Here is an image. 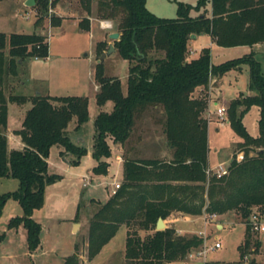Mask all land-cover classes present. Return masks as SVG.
Segmentation results:
<instances>
[{"label": "trees", "instance_id": "obj_1", "mask_svg": "<svg viewBox=\"0 0 264 264\" xmlns=\"http://www.w3.org/2000/svg\"><path fill=\"white\" fill-rule=\"evenodd\" d=\"M57 2L35 0L36 28L43 26L48 5ZM78 2L87 16L95 2L96 18L116 24L119 38L113 46L129 64L125 95L118 78L103 75L101 62L95 67L96 105L101 108L111 102L113 106L110 112L99 111L94 119L91 157L97 165L92 173H107L109 142L125 147L126 152L119 189L105 204L91 200L98 205L88 224L87 258H95L124 226L125 264L176 263L201 245L202 239L178 235L172 227L156 231L159 218L165 221L172 213L222 216L234 212L243 220L253 209L264 206V76L252 50L264 44V0H198L195 5L177 2L173 19L155 16L147 9L146 0ZM59 23L58 17L50 18L51 25ZM80 29H88L87 18L80 21ZM200 35L210 36L219 48L245 47L248 52L216 65L211 63L208 48L189 58L188 43L192 36ZM97 48L100 55L106 44L100 43ZM48 54L45 35L0 33V178H13L19 183L15 192L0 195V216L8 199L18 202L23 215L10 219L8 229H25L30 253L40 244L41 230L32 214L43 205L45 187L59 180L48 173L49 149L61 147L62 157L72 156L70 164H77L87 154V149L75 145L67 132L73 119L75 132L88 121L87 97L4 94L8 79L26 73L27 60L47 59ZM242 65L249 67V94L240 93L227 106V123L241 141L236 144L228 174L220 179L207 177L209 101L197 92L206 91L212 79L240 70ZM8 104L30 105L20 129L14 131L23 145L21 150L8 148ZM252 107L259 110L257 137L243 125V117ZM158 113L156 122L169 155L139 157L144 139L135 132L140 130L145 115L155 117ZM240 152L244 157L237 162L235 155ZM140 232L147 234L141 237ZM251 235L245 229L236 260L204 264H246V257L257 254L260 247ZM63 264H79L78 255L66 257ZM248 264H255V260Z\"/></svg>", "mask_w": 264, "mask_h": 264}, {"label": "rangeland", "instance_id": "obj_2", "mask_svg": "<svg viewBox=\"0 0 264 264\" xmlns=\"http://www.w3.org/2000/svg\"><path fill=\"white\" fill-rule=\"evenodd\" d=\"M49 3L52 0H48ZM198 0H146L147 9L157 17L173 19L176 17L177 2L195 5ZM29 0H0V33L9 35L11 33L33 34L39 30L35 27L36 20L35 0L32 7H27ZM76 0H58L54 5H48L43 34L49 43V54L47 59H29L24 65L25 74H19L15 79H8L4 94L8 97L15 95H31L38 90H47L51 96H85L89 99L88 121L78 132L74 131L75 119L68 127L67 132L71 141L89 150L93 144L94 119L99 112L94 96V75L96 63L93 55V43L96 34L79 32L77 25L72 22L62 21L59 25H51L50 18L57 11V15L67 16L75 7ZM195 15L194 13H192ZM103 29L99 23L95 27ZM102 31L100 30L99 33ZM113 42V41H112ZM193 50H192V49ZM192 51L208 48L212 64H220L227 60L242 56L247 49H223L215 44H210V37L200 35L194 41ZM248 52V51H247ZM254 58L259 62L260 72L264 76V45L253 48ZM198 55V51L194 53ZM160 54H153L158 57ZM194 57V56H193ZM28 65V66H27ZM129 64L123 60L117 52L111 53L101 62L103 75L107 78H118L122 93L126 94L127 74ZM23 70V69H22ZM28 75H33L30 80ZM24 82V86L21 85ZM249 84V67L242 65L240 70H231L224 74L220 82V91L216 89L215 83L210 81L208 92L200 90L199 95H206L211 102L209 104V130H208V165L214 167L224 161H229L236 150V144L240 142L233 132L231 126L224 117L218 120L215 115L216 108L223 105L226 107L238 93L247 94ZM206 92V93H205ZM195 93L194 95L197 96ZM216 103V104H215ZM112 103L108 102L102 110L110 112ZM30 108L29 104L17 106L8 104V148L10 150H21L22 143L18 136L12 133L19 129L25 112ZM143 124L139 125V131L135 135L143 137V143L139 146L142 158H167L168 148L165 144L161 128L156 119L160 114L145 115ZM259 110L252 107L243 117V125L252 136H258L257 121ZM82 140V142H79ZM235 146V147H234ZM62 148L54 145L48 153V173L57 175L59 180L49 184L44 189L43 205L35 210L32 219L40 224V244L32 253L27 248L26 231L20 226L17 229H8V222L15 217L23 215L22 209L17 201L8 199L0 216V264H63V260L76 253L79 264H125L124 248L126 228L120 227L116 235L105 245L101 252L92 260L87 258V234L88 224L97 206L90 200L105 204L112 195V187L115 182H121V165L117 159V153L112 150L107 159L108 171L105 175H94L91 171L95 161L87 152L77 164H70L72 156H61ZM234 154V153H233ZM233 157V155H232ZM19 183L13 178H0V195L13 193L18 189ZM78 223L73 230V221ZM214 222V221H213ZM207 226V242L213 244L219 241L221 248L206 255L205 259L195 258L187 264H203L204 261L223 260L232 261L238 258L237 246L245 235V227L238 214L230 212L218 216L215 223ZM220 222L223 229L218 230L215 224ZM184 230L183 236H197L203 231V218L182 223L176 234ZM141 237L147 233L140 232ZM252 240H258L260 247L257 254H249L246 259L252 258L258 264H264V235H251ZM263 244V246H262ZM75 246L77 250H75ZM178 264V263H172Z\"/></svg>", "mask_w": 264, "mask_h": 264}, {"label": "crops", "instance_id": "obj_3", "mask_svg": "<svg viewBox=\"0 0 264 264\" xmlns=\"http://www.w3.org/2000/svg\"><path fill=\"white\" fill-rule=\"evenodd\" d=\"M54 7V6H53ZM75 7L76 8H74V9H72V10H70L71 9V7L69 8V15H67V16H61V17H59L58 15H57V11L55 12V10H54V15H53V17L55 16V17H58L59 19H60V23L62 22V21H67V22H72V23H74V24H76L77 25V29H78V31L79 32H88L89 34H91V33H95L96 34V39H95V42L93 43V46H94V51H93V55H94V61H95V63H96V65L98 64V60H99V57H100V55L102 54V53H105L107 50H108V46L110 45V44H112L113 45V42H112V40H110L109 39V35H111L112 33H117L116 32V24L113 22V21H111V20H100V19H97L96 18V16H95V2L92 4V13H91V15L90 16H87L86 15V13L84 12V10L81 8V6H80V3L78 2V0H76V4H75ZM84 18H87L88 19V29L87 30H82V29H80V21H82ZM100 22V24H102V23H107V24H109V25H111V28H104L103 26H101L103 29H100L99 28V25H98V28L99 29H97V27H95V23H99ZM44 24H45V22H44ZM44 24H43V26L42 27H39L38 28V32H37V34H40V35H44L43 34V29H44ZM100 30L102 31L101 33H99L100 32ZM11 34H13V33H11ZM15 34H21V33H15ZM8 36V35H7ZM208 36V35H207ZM198 37L199 36H194V38H191L190 39V41H189V43H188V49H190L192 46H193V44H194V41L195 40H197L198 39ZM210 37V36H209ZM100 43H105L106 44V48H105V50H103L102 51V53L100 54V55H98V44H100ZM214 44L213 43V41H212V39L210 38V44ZM258 45H262V44H258ZM264 45V44H263ZM255 46H257V45H255ZM255 46L253 47V48H255ZM253 48H252V50H253ZM192 49V48H191ZM203 49V48H202ZM240 49V48H239ZM241 49H247V48H245V47H242ZM193 50V49H192ZM196 51H198V54H199V52L201 51V50H195V51H193L194 53H196ZM247 51H248V49H247ZM247 51H245V53L247 52ZM114 52H116V50H114ZM113 52V53H114ZM109 56V55H108ZM107 56V57H108ZM194 56V57H193ZM198 56V55H197ZM197 56H195L194 54L192 55V56H189V58H195V57H197ZM106 57V58H107ZM34 61H38V60H35L34 59ZM102 62V61H101ZM25 65H26V63H25ZM28 66V65H27ZM29 76V78H30V80L32 79V76L33 75H28ZM222 78V77H221ZM221 78H219V79H213V82L215 83V86L217 87L216 89H218L219 91H220V82H221ZM24 82H21V85L22 86H24ZM94 96L96 95V93H97V91H98V85H97V83H96V81H95V78H94ZM221 92V91H220ZM36 94H40V95H48V96H51L50 94H49V91H47V90H38V89H35V92L33 93V94H31V95H36ZM240 93H238L237 95H236V97L239 95ZM247 94H249V93H247ZM51 97H54V96H51ZM56 97H59V96H56ZM85 97V96H84ZM235 97V98H236ZM234 98V99H235ZM87 99H88V97H87ZM233 100V99H232ZM108 103V102H107ZM106 103V104H107ZM105 104V105H106ZM104 105V106H105ZM88 106H89V99H88ZM104 106H102L101 108H99L100 110L99 111H103L102 110V108L104 107ZM8 118V117H7ZM21 127V126H20ZM20 129V128H19ZM16 130H18V129H16ZM16 130H13L12 131V133L14 134V131H16ZM208 130H209V124H208ZM209 134V133H208ZM6 136H7V139H8V136H9V133H8V129H6ZM79 142H82V140H79ZM109 145H110V147H111V153H112V150L114 149V152L115 153H117V159H118V161H119V163H120V165H121V175H122V170H123V161H124V154H125V152H126V148L125 147H122V146H120L119 144H112L111 142H109ZM23 146V145H22ZM236 146V145H235ZM234 146V147H235ZM92 148V147H91ZM91 148H89V150L87 149V152L89 153L88 155L91 157ZM233 153H234V148H233V151H232V154H231V156H230V160H231V158H232V155H233ZM68 157V156H67ZM91 159H92V157H91ZM93 160V159H92ZM229 160V161H230ZM106 161V163H107V159L105 160ZM224 162H226V161H224ZM47 163H48V159H47ZM108 164V163H107ZM97 165V163H96V161H95V165H94V167ZM108 166H109V164H108ZM209 166V165H208ZM107 171H108V169H107ZM92 172V171H91ZM117 183H119L120 185H121V183H122V179H121V182H117ZM91 200H93V201H95L96 203L98 202L99 203V201H96V200H94V199H91ZM91 200H90V202H91ZM91 203H93V202H91ZM95 203V204H96ZM100 204V203H99ZM98 204H96V206H97ZM199 218H202V215L201 216H187V215H184V214H180V213H172L168 218H167V220H165V221H163V223H164V225H165V229L166 228H168V227H172L173 229H176L177 230V228L182 224V223H185V222H189V221H192V220H195V221H197ZM75 221L76 220H74L73 221V230H72V232L74 231V228H75V224H76V226H78V223L79 224H82L81 222H79L78 221V223H75ZM121 227H124V226H121ZM19 228V227H18ZM215 228L216 229H218V230H221V229H223V224H221L220 222H218L217 224H215ZM127 230V229H126ZM180 233H181V235L183 236L184 235V233H186L184 230H182V229H180ZM243 239H244V235H243ZM243 239H242V241H243ZM242 241L240 242V243H242ZM262 246H263V244H262ZM101 252V251H100ZM99 252V253H100ZM64 261V260H63ZM259 262L256 260L255 261V264H258Z\"/></svg>", "mask_w": 264, "mask_h": 264}, {"label": "built area", "instance_id": "obj_4", "mask_svg": "<svg viewBox=\"0 0 264 264\" xmlns=\"http://www.w3.org/2000/svg\"><path fill=\"white\" fill-rule=\"evenodd\" d=\"M104 28H111V25L107 24V23H102L101 24ZM194 54V52L191 49H188V56H192ZM38 60V59H35ZM208 90V89H207ZM206 90V92H208ZM205 92V93H206ZM204 96V95H202ZM206 96V95H205ZM209 101V99H208ZM211 102L209 101L208 103V109H209V104ZM216 104V103H215ZM207 109L206 112V119L208 121L209 124V120H210V114L209 111ZM215 115L218 118V120L223 121V118L225 117L227 119V109L226 107H224L223 105L219 106L216 108L215 111ZM243 153H237L235 155V160L237 162H240L243 160ZM233 158V157H232ZM232 158L230 161L227 162H222L217 164L214 167H207L205 173L207 177H215L217 179H220L224 176H226L228 174L229 171V165L232 162ZM120 184L115 182L113 184V189H112V195L115 194V192L119 189ZM218 216H216L215 214H211V215H206V214H202V218H203V231L199 232L197 234V237L202 239V243L201 245H199L196 248H193L192 250H190L187 255L185 256V258H183L182 260L176 262L178 264H187L188 261L193 260L195 258H201V259H205L206 255L210 252H214L217 249L221 248V244L219 241H215L213 244H208L207 242V226L209 223H215V219ZM242 225L245 227V229H248V231L252 234V235H264V206L263 207H259V208H255L253 209L249 215L242 220ZM178 235H181L180 232L177 233ZM205 263V261H204ZM203 263V264H204Z\"/></svg>", "mask_w": 264, "mask_h": 264}, {"label": "water", "instance_id": "obj_5", "mask_svg": "<svg viewBox=\"0 0 264 264\" xmlns=\"http://www.w3.org/2000/svg\"><path fill=\"white\" fill-rule=\"evenodd\" d=\"M33 5V0H29V2L26 4L27 7H32ZM119 38V34L118 33H112L111 35H109V39L112 41H116ZM191 38H194V36H192ZM114 46L112 44H110L108 46V50L105 53H102L99 57L98 63H100L103 59H105L108 55H110L111 53L114 52ZM76 227V224H75ZM165 229V225L163 223V220L161 218H159L157 220L156 223V227L155 230L156 231H163Z\"/></svg>", "mask_w": 264, "mask_h": 264}]
</instances>
